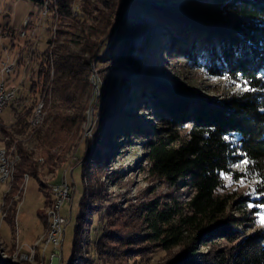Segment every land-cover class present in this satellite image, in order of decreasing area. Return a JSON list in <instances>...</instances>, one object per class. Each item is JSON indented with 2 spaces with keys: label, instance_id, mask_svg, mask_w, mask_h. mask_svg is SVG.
<instances>
[{
  "label": "trees",
  "instance_id": "16d2710c",
  "mask_svg": "<svg viewBox=\"0 0 264 264\" xmlns=\"http://www.w3.org/2000/svg\"><path fill=\"white\" fill-rule=\"evenodd\" d=\"M32 1L37 12L49 2L52 10L55 9L61 17L62 24L51 52L47 48L39 50L22 46L18 60L22 68L15 75L13 71L9 72L8 80L17 81L19 90L9 101L15 119L12 124L3 126L5 144L16 157L14 178L10 182L13 191L3 196L1 206L2 210H7L6 219L10 223L16 220L17 204L11 203L10 199L13 200V195L19 192L26 174L41 180L42 174L52 172L59 164L67 162L72 151H76L83 142L81 124L86 120L93 91L90 76L93 65L106 60L101 57L104 53L119 67L117 69L138 72L135 87L139 86L145 96L149 91L157 120L162 127L167 126L165 130H148L152 137L148 140L146 153L150 173L170 183L182 178L193 189L190 199L185 202L153 200L143 205L147 225L143 239L148 248L168 250L180 247L174 256L161 264H264V227L245 234L237 228L244 219L230 213L228 208L234 202V193L225 190L224 183L225 175L236 180L244 178L252 181L257 197L250 201L255 205H264V0H204L203 4L212 3L226 15L225 18L220 16L205 22L175 7L143 6L145 14L152 16L160 25H171L173 21H177L178 25L182 21L179 35L172 41L175 53L206 68L213 75L226 76L233 86H239L226 90L220 101L199 96L169 97L157 91V85L146 79L140 59L134 54L135 41L142 32L140 24L127 26L124 22H114L118 28L112 30L111 27L113 16L124 11L125 6V12H128L134 0ZM98 3L103 6L99 7ZM97 10L99 14L93 15L92 11ZM74 11L89 14L90 19L75 17ZM55 16L45 21L48 29ZM62 25L69 29L64 30ZM106 40H110L107 49L104 46ZM31 57L33 65L30 67ZM52 68L54 77L51 80ZM22 74H25L27 85L19 88L21 80L18 78ZM107 76L109 79L111 72ZM119 77L117 72L114 82ZM49 82L53 87L51 104L56 107L55 110L50 108L49 115H44L46 120L43 118V124L34 130L31 117L42 102L38 103ZM106 83L109 85L107 79ZM24 87L27 88L26 93ZM245 88L249 90L244 91ZM48 103L47 99L45 106ZM46 122L47 126H44ZM25 132L38 133L40 156H35L34 151L15 135ZM104 136L101 134L98 139ZM87 141H91L89 137ZM87 156L91 157V153ZM96 159L102 161L103 157ZM244 160L249 163L243 164ZM239 162L243 164L242 168H233ZM84 175V193H92V200L95 201L96 188L85 180ZM45 192L49 194L48 189ZM85 197L81 200V212L76 221L70 264H86L77 257L78 252L83 250L84 229L80 218H83V207L88 206ZM51 201L50 187L47 208ZM110 238H113L111 231L104 233L98 241L99 248L115 249L106 243ZM203 246L209 247L207 251H203ZM0 264L25 263L1 256Z\"/></svg>",
  "mask_w": 264,
  "mask_h": 264
},
{
  "label": "rangeland",
  "instance_id": "374dc122",
  "mask_svg": "<svg viewBox=\"0 0 264 264\" xmlns=\"http://www.w3.org/2000/svg\"><path fill=\"white\" fill-rule=\"evenodd\" d=\"M134 2L128 12H125L127 9L125 6L124 11L113 16L111 27L112 30L118 28L114 22H124L127 26L140 24L142 32L135 41L134 54L140 59L142 74L146 75V79L151 83L157 85V91L169 97L199 96L220 101L224 98L226 90L239 87L233 86L226 76L213 75L206 68L175 53L172 41L179 35V26L182 25V21L178 25H176L177 21H173L171 25L168 23L160 25L152 16L145 14L143 6L155 4L175 7L188 12L193 18L202 22L212 21L211 19L220 16L225 18L226 15L221 8L212 3L205 5L204 0H197L196 3L192 0L191 2L134 0ZM200 2L203 5H200ZM46 3H48V10L44 13L45 3L43 10L37 12V7L32 0H0V83L4 81L8 88H15L17 94L19 83L8 80L10 74L8 71L4 72L6 66L12 67L9 64H13L12 71L15 75V72L22 68L18 65L22 46L39 50L47 48L51 52L59 35L61 17L55 9L52 10L53 7L49 2ZM98 6L103 5L98 3ZM74 7H78V4H74ZM74 12L75 17L84 16L90 19L89 14L83 15L82 11ZM92 14L97 16L99 12L92 11ZM53 15L57 16L52 23L50 20L51 25L49 24L48 29L49 26L47 23V26L45 25V21ZM62 26L64 30L69 29L66 25ZM51 39L52 42H50ZM181 39L184 40V38ZM109 42L110 40L105 41V49ZM103 54L101 57L106 60L99 59L100 62L93 65L90 76L93 91L89 108L86 110V120L81 124L80 133L84 137L83 142L76 151L75 149L72 151V156L67 162L59 164L52 171H57L54 178H51L53 176L51 172L41 175L44 185L36 176L26 174L19 192L13 195L15 201L10 199L11 203L16 202L18 209L16 220L11 223L6 219L7 210H2L1 206L3 196L13 191L10 184L12 180H0V214L1 211L4 214V216L1 214L3 218L2 222L0 221L3 236L0 234V251L4 249L12 252L18 240L21 245L29 249L44 233L47 225L46 205L50 199V186L61 181L65 171L74 192L73 202L66 201L61 209V213L68 219L62 246L64 264H70L73 258L76 221L81 212V200L84 195L87 197L85 202L88 206L83 207V218H80V224L84 229L83 242H81L83 250L81 249V252L77 254L82 262L86 261V264H161L179 251L178 246L168 250L158 247L148 248V243L143 239L147 232L146 212L143 210V205L153 200L166 203L185 202L190 199L193 189L186 185L182 178L175 183H170L150 173V163L146 159V153L148 140L152 137L148 130H165L167 126L163 128L157 120L155 107L149 99V91L145 96L141 94L139 86L135 87L138 72L131 69L129 71L117 69L119 67ZM32 57L29 58L30 67L33 65ZM109 72H111V79L107 76ZM117 72L120 77L117 82H114ZM53 77L54 69L52 68L51 80ZM106 79L109 85L105 84ZM18 80H21L19 88L25 85V74L24 76L22 74ZM112 83L117 86L114 90ZM26 89H24L25 93ZM52 90L53 87L49 82L38 101V103L42 101L40 102L42 106L44 102L43 117L49 115L50 108L53 107L52 109L55 110L56 106L51 104ZM104 90L106 98L102 97ZM47 99L49 103L45 106ZM10 102L0 111L1 126L12 124L15 119ZM117 114V123H115ZM33 116L34 113L31 121ZM44 119L46 120L45 117ZM43 121L36 127L31 123V127L38 128ZM3 126L0 131V148L1 146L8 148L5 144L6 136ZM44 126H47V122ZM101 134L105 136L98 139ZM15 135L34 151L35 156H40L41 140L38 133L25 132ZM88 137L91 140L89 142ZM8 150L10 155L13 154L9 148ZM89 153L91 157L87 156ZM96 154L103 157L102 161H97ZM39 159L42 158L39 157ZM242 166L243 164L239 162L234 164L233 168L240 170ZM90 171V175H87ZM83 174L86 175L85 180L94 184L96 188L95 201L92 200V193H84ZM224 183L225 190L234 193V202L232 201L228 208L230 213L244 219L237 228L245 234L264 227L262 223L264 205H255L250 201L257 197L252 188V181L244 178L236 180L230 175H225ZM45 189H48L49 194L45 192ZM243 197L248 199L239 200ZM18 199L19 202H17ZM253 207H257L256 211L252 210ZM110 231L113 238L107 239L106 243L114 246L115 249H100L97 245L99 239L104 233ZM7 242L13 244L7 245ZM208 248L203 246L202 249L207 251ZM48 254L47 252V259Z\"/></svg>",
  "mask_w": 264,
  "mask_h": 264
},
{
  "label": "bare ground",
  "instance_id": "6f19581e",
  "mask_svg": "<svg viewBox=\"0 0 264 264\" xmlns=\"http://www.w3.org/2000/svg\"><path fill=\"white\" fill-rule=\"evenodd\" d=\"M45 12L48 10V6L45 7ZM24 33V32H23ZM96 93V92H95ZM12 98H4L3 102L0 104V111L4 108L6 104L11 100ZM43 106L41 103L38 104L36 108V112L32 118V125L34 127L38 126L43 121ZM38 119V120H37ZM37 120V121H36ZM3 126V125H2ZM2 126L0 123V131H2ZM6 147V146H5ZM4 146L0 148V166L3 165V173L5 174L4 180H12L14 177V171H15V161L16 157L14 154L8 153V148H5ZM3 181V180H2ZM51 196L52 201L51 204L47 208V218H48V225L44 231V233L34 242L33 245H31V251L30 256H25L23 254L24 247L19 243V240L16 241L17 244H15V247L13 248L12 252L5 251L2 249L0 251L1 256L3 257H10L15 262H22L25 264H47V250L51 246L52 241L55 236V228H52L54 224V212L56 211L57 205H58V191H56V185L53 183L51 186ZM3 211H1L2 214ZM0 214V221L2 222V216ZM4 216V214H2ZM1 225V224H0ZM17 225V224H16ZM13 247V246H12Z\"/></svg>",
  "mask_w": 264,
  "mask_h": 264
},
{
  "label": "built area",
  "instance_id": "2783aa9c",
  "mask_svg": "<svg viewBox=\"0 0 264 264\" xmlns=\"http://www.w3.org/2000/svg\"><path fill=\"white\" fill-rule=\"evenodd\" d=\"M11 29V27H9ZM11 66H6L4 72L12 71L13 64H9ZM16 94L15 88H8L7 84L2 81L0 83V104L3 102L4 98H12ZM38 104V103H37ZM38 120V119H37ZM36 120V121H37ZM3 163L0 166V180L5 179V174L3 173ZM56 185V191H58V205L56 208V211L54 212V224L52 228H55V236L52 241L51 246L48 248V259L47 264H64L63 259V241L65 236V226L67 224L68 219L61 213L62 206L66 201L73 202V192L72 185L68 181L67 172L63 174V179L57 183ZM31 248L26 249L24 247L23 254L25 256H30Z\"/></svg>",
  "mask_w": 264,
  "mask_h": 264
},
{
  "label": "crops",
  "instance_id": "0c3cea01",
  "mask_svg": "<svg viewBox=\"0 0 264 264\" xmlns=\"http://www.w3.org/2000/svg\"><path fill=\"white\" fill-rule=\"evenodd\" d=\"M2 74H4V72H1ZM1 142V141H0ZM55 172V173H54ZM54 172H51L52 174H53V176H51V178H54L55 177V175H56V173H57V171L55 170ZM1 226V225H0ZM0 234H1V236H2V232H1V229H0ZM3 237V236H2ZM4 240H5V238H4ZM6 241V240H5ZM12 245L13 243L11 242V243H8L7 242V245Z\"/></svg>",
  "mask_w": 264,
  "mask_h": 264
},
{
  "label": "snow or ice",
  "instance_id": "6c2138e0",
  "mask_svg": "<svg viewBox=\"0 0 264 264\" xmlns=\"http://www.w3.org/2000/svg\"><path fill=\"white\" fill-rule=\"evenodd\" d=\"M248 90H249V89H247V88L244 89V91H248ZM224 139L227 140L228 137L225 136ZM242 163H243V164H247V163H249V161H248V160H244V161H242ZM262 223H264V219H262Z\"/></svg>",
  "mask_w": 264,
  "mask_h": 264
}]
</instances>
